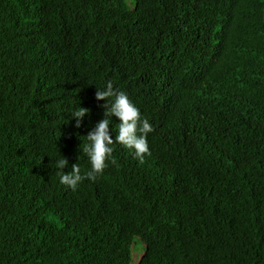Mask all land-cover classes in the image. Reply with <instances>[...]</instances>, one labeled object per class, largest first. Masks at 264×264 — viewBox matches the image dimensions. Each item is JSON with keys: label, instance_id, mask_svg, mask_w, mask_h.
Here are the masks:
<instances>
[{"label": "trees", "instance_id": "obj_1", "mask_svg": "<svg viewBox=\"0 0 264 264\" xmlns=\"http://www.w3.org/2000/svg\"><path fill=\"white\" fill-rule=\"evenodd\" d=\"M240 1L244 20L236 39L213 51L208 66L219 86L229 80L238 86L260 124L239 116L236 125L245 135L216 141L204 168L178 172L175 184L181 182L191 195L181 190L174 213L164 214L156 205L174 193L165 182L153 187L151 202L106 175L84 178L75 189L61 184L60 172H70L76 163L83 174L88 159L70 153L76 138L65 126L21 104L31 91L33 105L70 113L79 92L59 87L72 71L80 69L84 86L105 83L108 63L95 50L97 43L128 51L138 37L158 34L161 24L130 13L123 0H108V25L94 34L91 20L101 8L95 0H0V264H131L135 251L146 252L142 264H258L259 241L248 235L264 216V0ZM146 71L143 62L132 64L131 75ZM154 75L153 67L142 80L118 77L115 86L165 122L168 134L157 133L150 146L167 154L178 171L181 155L190 157L173 122L185 104L173 114L168 106L176 91L170 101L156 94ZM234 148L239 162L233 188L224 192L230 185L224 161ZM120 151L118 161L125 157ZM62 156L68 163L57 169Z\"/></svg>", "mask_w": 264, "mask_h": 264}, {"label": "clouds", "instance_id": "obj_2", "mask_svg": "<svg viewBox=\"0 0 264 264\" xmlns=\"http://www.w3.org/2000/svg\"><path fill=\"white\" fill-rule=\"evenodd\" d=\"M95 1L101 8L91 20L94 34L103 31L108 25L105 15L108 0ZM241 2L123 0L130 13L137 11L136 14L146 17L149 22L160 23V32L138 37L128 51H123L112 42L103 45L97 43L95 50L108 63L104 72L105 83L99 87L84 86L87 83L80 69L72 71L59 87L66 86L79 92V104L70 113H60L47 105H33L31 91L25 95L22 106H32V111H37L40 118L65 126L71 136L76 138L71 143L70 153L76 151L77 155L84 154L88 159L90 168L83 174L79 166L73 163L70 172H60L59 182L75 189L84 178L94 180L106 175L112 177L118 187L137 192L141 200L147 202H151L153 187L165 182L174 189V193L170 198L163 199L156 208L164 214L174 213L173 205L180 201L179 192L182 190L191 195L181 182L179 185L175 184L179 181L177 173L204 168L206 155L216 141L228 143L230 134L245 135V131L238 129L236 125L239 116H244L249 125L255 122L260 124L256 111H247L248 99L242 95L238 86L231 80L219 86L208 66L213 51L222 49L236 39L244 20ZM151 3L155 5L152 9ZM106 33L111 35L113 30L109 29ZM261 36L259 33V37ZM153 54H156V60L151 58ZM142 62L147 71L153 67L155 69L153 88L156 94L162 93L163 99L170 101V92L176 91V98L168 106L173 114L177 106L185 104V107L176 112L173 122L180 138L186 143L190 157H186L184 153L181 155L178 171L172 168L167 154L153 150L150 146L157 133L168 134L165 122L152 109L137 105L129 91L115 86L118 77L142 80L147 71L131 75L132 64ZM156 100L160 99L156 97ZM161 113L166 116L164 111ZM216 126H221L222 131H217ZM117 150L124 153V160L118 161L115 158ZM229 152L231 159L224 161V164L230 174V185L224 192L232 190V171L239 162V148ZM67 163L64 156L55 161L57 169H64ZM192 164L195 165L194 168H191ZM156 177L163 178V182ZM158 202L159 200L155 204ZM170 204L172 207L169 208ZM214 210L219 217L222 216L220 208L215 207ZM117 217L123 221L124 214L120 209L117 210ZM248 236L258 239V264H264V216L256 221ZM144 246L147 249L149 247L147 243ZM145 256V251L133 252L131 264H142Z\"/></svg>", "mask_w": 264, "mask_h": 264}]
</instances>
